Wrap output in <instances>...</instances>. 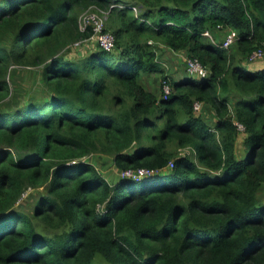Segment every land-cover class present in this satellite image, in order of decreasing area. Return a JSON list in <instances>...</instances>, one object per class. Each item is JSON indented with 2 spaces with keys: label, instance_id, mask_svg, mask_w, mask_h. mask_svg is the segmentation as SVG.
Segmentation results:
<instances>
[{
  "label": "trees",
  "instance_id": "obj_1",
  "mask_svg": "<svg viewBox=\"0 0 264 264\" xmlns=\"http://www.w3.org/2000/svg\"><path fill=\"white\" fill-rule=\"evenodd\" d=\"M226 29L229 49L204 35ZM159 45L210 74L169 76ZM258 49L264 0H0V264H264V66L236 62Z\"/></svg>",
  "mask_w": 264,
  "mask_h": 264
},
{
  "label": "rangeland",
  "instance_id": "obj_2",
  "mask_svg": "<svg viewBox=\"0 0 264 264\" xmlns=\"http://www.w3.org/2000/svg\"><path fill=\"white\" fill-rule=\"evenodd\" d=\"M86 10H84L82 13H84ZM227 32H229V29L222 30V31H217L215 34V39L217 42L221 43L223 39L225 38ZM81 47L84 51L89 49L88 46L86 45H81ZM78 50V48H76ZM158 50V55H159V60L161 64L166 68L167 74L173 78L176 79H181L184 77L186 74L189 75V71L187 69V62L186 59L188 57L186 52H176L172 51L171 49L159 45ZM236 62L242 63L243 65L247 66V69L249 71H254L262 68L264 66V56L259 59L258 61L252 63V62H247L246 59L241 58V56H236ZM18 75L13 77L14 82H12V87H13V95L17 96L19 100H24L28 96H31L35 91H36V84L37 82L40 83V79L38 78V69L33 68V69H27V70H20L17 72ZM192 79L201 81L203 78H197L193 77ZM147 80H149L148 86L150 89H154L155 92L161 93L162 88L161 85L163 83V80L161 79L160 75L153 74L151 77H147ZM40 90V87H39ZM202 111V110H201ZM199 113V111H197ZM207 114H209V110H207ZM211 115V113H210ZM242 132L240 134L239 138V145L242 146V140H243V129H241ZM178 154L180 153H185L186 150H177ZM88 161L93 162L107 177L111 179H116L120 174L121 171H119L115 166L114 163L112 162V159L110 157H99V156H90L87 158ZM147 181H144L146 183ZM34 192L28 191L27 195L32 196Z\"/></svg>",
  "mask_w": 264,
  "mask_h": 264
},
{
  "label": "built area",
  "instance_id": "obj_3",
  "mask_svg": "<svg viewBox=\"0 0 264 264\" xmlns=\"http://www.w3.org/2000/svg\"><path fill=\"white\" fill-rule=\"evenodd\" d=\"M135 11L137 9L135 8ZM100 13H104V15H100ZM108 13L106 11L96 9L95 7H90L87 9L80 17V27L83 31H85L90 24H93L95 27V31L101 32L104 28L103 22L104 19L107 18ZM206 37H209L211 41L219 45L220 47L224 49H229L233 44L236 43L238 39V33L235 30L230 29L229 32H227L225 38L221 43L217 42L215 39V36L210 32L206 31L204 33ZM99 43L102 47L105 48V50H112L115 47V37L114 35L110 33L101 34L98 38ZM81 44V42L76 43V45ZM264 56V51L262 49H258L253 51V53L250 55V62H255L261 59ZM187 62V69L189 73L192 76L204 78L207 77L210 74V70L208 67L203 65L201 61L198 58L189 57L186 59ZM164 92L166 95L171 93L170 85L167 84V82H164ZM202 103L201 102H195L194 107L196 111L202 110ZM240 129L244 130V127L240 124H238ZM154 172L149 171L147 169H140L138 171L128 170L124 175H128L130 177H133L134 179L140 180L146 175H151Z\"/></svg>",
  "mask_w": 264,
  "mask_h": 264
}]
</instances>
